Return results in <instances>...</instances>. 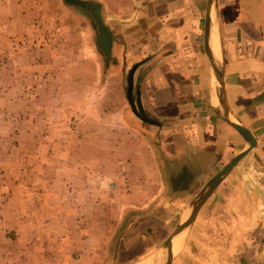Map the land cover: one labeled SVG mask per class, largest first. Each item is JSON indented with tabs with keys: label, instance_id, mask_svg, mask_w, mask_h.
Segmentation results:
<instances>
[{
	"label": "crops",
	"instance_id": "0c3cea01",
	"mask_svg": "<svg viewBox=\"0 0 264 264\" xmlns=\"http://www.w3.org/2000/svg\"><path fill=\"white\" fill-rule=\"evenodd\" d=\"M84 1L98 8L95 32L115 87L110 95L119 94L115 134H124L117 142L126 154L111 166L128 176L127 198L141 189L142 204L159 211L145 220L176 226L207 181L249 147L218 112L203 38L207 0ZM211 45L230 116L256 145L173 239L171 264H264V0H215ZM133 66L134 99L151 121L138 117L128 99L125 76ZM100 173L94 172L99 179Z\"/></svg>",
	"mask_w": 264,
	"mask_h": 264
},
{
	"label": "rangeland",
	"instance_id": "374dc122",
	"mask_svg": "<svg viewBox=\"0 0 264 264\" xmlns=\"http://www.w3.org/2000/svg\"><path fill=\"white\" fill-rule=\"evenodd\" d=\"M85 6L0 0V264H141L176 227L111 166L119 94Z\"/></svg>",
	"mask_w": 264,
	"mask_h": 264
},
{
	"label": "water",
	"instance_id": "95a60500",
	"mask_svg": "<svg viewBox=\"0 0 264 264\" xmlns=\"http://www.w3.org/2000/svg\"><path fill=\"white\" fill-rule=\"evenodd\" d=\"M214 1L215 0H207L203 38H204L205 52L209 58L213 73L217 80V86L219 92L218 112L222 119L228 122L239 133H241V135H243V137L248 141L249 147L244 151H242L241 153H239L236 157H234L219 172H217L213 177H211L207 181V183L203 186V188L200 190V192L196 195V197L192 201L187 216L177 223L175 230L169 235V237L166 239V241L163 243L160 249L157 250L156 253L152 255V262L154 264H162L164 254H168L166 264H171V261L173 259V239L183 231H186L190 228L200 208L207 201V199L210 197V195L213 193L216 187L221 183L223 178L256 145V139L252 135L250 130L236 123L231 118L229 113V108L225 99V80H224L223 70L219 64V61L216 58V55L211 45V21H212V11H213ZM84 9L91 12L96 17V19L100 18L98 8L95 4L90 3L87 6H85ZM135 69L136 66H133L128 74V99L132 106L133 111L138 117H140L145 121H151V119L147 117L142 110L141 100L139 96L137 97L136 101L134 99L133 90H134Z\"/></svg>",
	"mask_w": 264,
	"mask_h": 264
},
{
	"label": "trees",
	"instance_id": "16d2710c",
	"mask_svg": "<svg viewBox=\"0 0 264 264\" xmlns=\"http://www.w3.org/2000/svg\"><path fill=\"white\" fill-rule=\"evenodd\" d=\"M69 4H75V5H84L87 4L84 0H65Z\"/></svg>",
	"mask_w": 264,
	"mask_h": 264
},
{
	"label": "bare ground",
	"instance_id": "6f19581e",
	"mask_svg": "<svg viewBox=\"0 0 264 264\" xmlns=\"http://www.w3.org/2000/svg\"><path fill=\"white\" fill-rule=\"evenodd\" d=\"M218 100V99H217ZM219 101V100H218ZM179 246V245H178ZM176 247V246H175ZM155 253V252H154ZM139 264V262H138ZM141 264H154L152 261H149V259L144 260Z\"/></svg>",
	"mask_w": 264,
	"mask_h": 264
}]
</instances>
